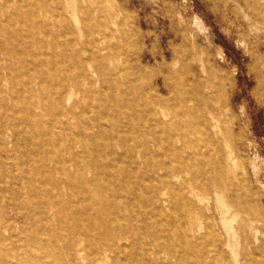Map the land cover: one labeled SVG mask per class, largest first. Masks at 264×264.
<instances>
[{"label":"rangeland","instance_id":"rangeland-1","mask_svg":"<svg viewBox=\"0 0 264 264\" xmlns=\"http://www.w3.org/2000/svg\"><path fill=\"white\" fill-rule=\"evenodd\" d=\"M75 220L97 264H264V0H0V264H89Z\"/></svg>","mask_w":264,"mask_h":264},{"label":"bare ground","instance_id":"bare-ground-1","mask_svg":"<svg viewBox=\"0 0 264 264\" xmlns=\"http://www.w3.org/2000/svg\"><path fill=\"white\" fill-rule=\"evenodd\" d=\"M83 75H85L84 72H83ZM67 77H68V79H62L61 80V84L64 86H67L69 88H71V86L69 84V80L73 81V82H78V81L82 80L81 78L79 79L75 73L68 75ZM78 175L80 177H82L81 178L82 180L83 179L86 180L85 172L83 170H81L78 173ZM88 203H89L90 207H93L92 203H90L89 201H88ZM79 222L80 221L75 220V221H72L68 224L69 225L68 229L70 230L69 234L71 235V239L69 241L67 240V242L63 239L64 240L63 246H64V248H67L69 251L74 252L75 255L77 254L79 257L84 258V260H85V258H90L89 264H97L100 254H102V253L106 254V250L103 251L102 249H100V247H99L100 241H96L97 238H94V240L89 241L88 245L86 247L82 248L83 243L86 242V239L83 237V236H86V231H85L86 228H83V230L80 229V231H79V229H78L79 228L78 225H80ZM63 228H64V224H61L60 225V230H61L60 233H63L62 232ZM94 236H96V235H94ZM108 250H109V248H108ZM69 256L71 257L72 254L69 253Z\"/></svg>","mask_w":264,"mask_h":264}]
</instances>
